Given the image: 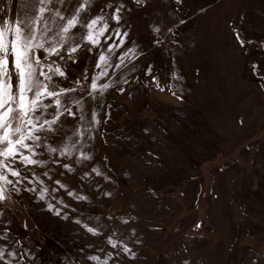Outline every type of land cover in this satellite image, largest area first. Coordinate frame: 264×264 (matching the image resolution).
<instances>
[{
	"label": "rangeland",
	"instance_id": "374dc122",
	"mask_svg": "<svg viewBox=\"0 0 264 264\" xmlns=\"http://www.w3.org/2000/svg\"><path fill=\"white\" fill-rule=\"evenodd\" d=\"M20 5L0 0V20ZM97 16L99 46L45 61L75 116L39 134V163L12 162L0 264H264V0H91L81 18ZM101 54L111 87L90 95Z\"/></svg>",
	"mask_w": 264,
	"mask_h": 264
},
{
	"label": "snow or ice",
	"instance_id": "6c2138e0",
	"mask_svg": "<svg viewBox=\"0 0 264 264\" xmlns=\"http://www.w3.org/2000/svg\"><path fill=\"white\" fill-rule=\"evenodd\" d=\"M70 2L71 0H21L19 11L15 12L11 19L0 20V204L11 198V192L20 191L16 185L21 183V180L13 181L8 178L9 175L21 176L20 171L12 166V162L19 159L25 165L39 163L31 158L35 154V147L40 146L39 134L57 131L53 125H56L65 113L75 116L72 109L62 102L61 97L76 91V88H59L58 85H52L53 76L67 78V74L59 65H55V61L50 63L45 61L53 56L62 60L63 52L67 54L68 60L75 63V54L83 48L84 44L92 46L86 49L91 52L92 48L100 45V38L108 31V24L103 16H97L87 22L81 18V13L88 10L91 0H82L68 15L55 7L57 4L63 6ZM135 2L143 4L145 0H135ZM8 3L11 5L13 0H8ZM123 7L124 5L121 4L113 14L112 18L117 23L121 19L119 13ZM6 11L7 9L0 8V12ZM98 25L101 26L98 27ZM78 28L87 29L85 34L80 35L79 40L74 31ZM155 31L159 32L160 29L156 28ZM114 34L119 44L114 42L109 45L108 52L121 46L124 43L123 38L127 36L126 32L121 33L118 29L114 30ZM235 35L243 46L245 41L239 32L236 31ZM110 39L112 36L106 37V41ZM120 63H124L123 57ZM111 66L108 57L101 54L96 64L100 73L92 78L89 86L90 95L96 91L102 94L111 87L110 83L99 86L97 83L102 77L107 76V68ZM115 67H120V64ZM253 68L255 70L256 66ZM84 78L87 79V76ZM76 84L79 85L80 81L77 80ZM157 87L161 91L165 90L158 82ZM45 100L53 103L46 104ZM76 103L79 104V101ZM50 107H55L56 112L49 120L44 118V113ZM96 122L99 123V121ZM28 141H31V144ZM25 150L31 155H25ZM49 151L56 152L57 149L50 148ZM70 151L65 146L62 154H69ZM87 158L84 157V159ZM9 185L12 186L11 189ZM43 198L42 193L41 199ZM196 227L200 225L197 224ZM88 231L93 232V229L89 228ZM125 251L128 250L125 249ZM4 257V250L0 249V260Z\"/></svg>",
	"mask_w": 264,
	"mask_h": 264
}]
</instances>
